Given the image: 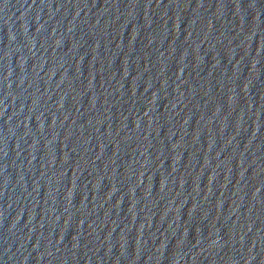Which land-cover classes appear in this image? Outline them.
Returning a JSON list of instances; mask_svg holds the SVG:
<instances>
[{"label": "water", "instance_id": "water-1", "mask_svg": "<svg viewBox=\"0 0 264 264\" xmlns=\"http://www.w3.org/2000/svg\"><path fill=\"white\" fill-rule=\"evenodd\" d=\"M0 264H264V0H0Z\"/></svg>", "mask_w": 264, "mask_h": 264}]
</instances>
